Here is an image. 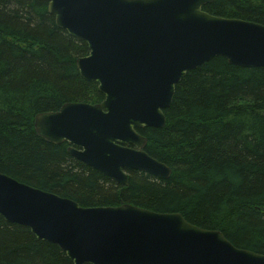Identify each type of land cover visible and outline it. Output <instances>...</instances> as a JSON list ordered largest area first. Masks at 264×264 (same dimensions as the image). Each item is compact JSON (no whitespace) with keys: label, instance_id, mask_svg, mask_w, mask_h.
<instances>
[{"label":"trees","instance_id":"trees-1","mask_svg":"<svg viewBox=\"0 0 264 264\" xmlns=\"http://www.w3.org/2000/svg\"><path fill=\"white\" fill-rule=\"evenodd\" d=\"M203 10L264 25V0H216ZM88 54L84 41L57 27L48 2L0 0V173L82 207L179 213L239 249L264 254V68L217 57L188 72L164 111L165 126L138 131L148 155L171 169L170 178L129 170L121 185L34 129L38 114L104 100L77 70V59ZM0 264L72 262L0 214Z\"/></svg>","mask_w":264,"mask_h":264},{"label":"water","instance_id":"water-1","mask_svg":"<svg viewBox=\"0 0 264 264\" xmlns=\"http://www.w3.org/2000/svg\"><path fill=\"white\" fill-rule=\"evenodd\" d=\"M57 27L84 41L80 76L98 85L100 104L67 103L38 114L36 134L118 184L134 170L167 180L171 169L146 152L144 128H163L164 111L188 72L222 57L264 68V25L208 14L216 0H44ZM0 214L58 246L72 264H264L222 232L179 213L133 205L84 208L0 173Z\"/></svg>","mask_w":264,"mask_h":264},{"label":"bare ground","instance_id":"bare-ground-1","mask_svg":"<svg viewBox=\"0 0 264 264\" xmlns=\"http://www.w3.org/2000/svg\"><path fill=\"white\" fill-rule=\"evenodd\" d=\"M61 109V108H60ZM59 111V110H58ZM58 111H56V112H58ZM37 116V115H36ZM35 116V117H36ZM34 120H35V118H34ZM34 129H35V127H34ZM66 144V143H65ZM68 145V144H67ZM68 148H69V146H68ZM68 150V149H67ZM84 208H90V207H84ZM6 220V219H5ZM9 223V222H8Z\"/></svg>","mask_w":264,"mask_h":264},{"label":"flooded vegetation","instance_id":"flooded-vegetation-1","mask_svg":"<svg viewBox=\"0 0 264 264\" xmlns=\"http://www.w3.org/2000/svg\"><path fill=\"white\" fill-rule=\"evenodd\" d=\"M98 104H100V103H98ZM93 105H96V104H93Z\"/></svg>","mask_w":264,"mask_h":264}]
</instances>
